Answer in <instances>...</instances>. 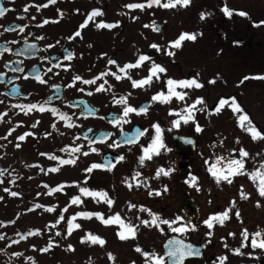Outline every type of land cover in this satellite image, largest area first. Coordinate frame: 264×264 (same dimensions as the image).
I'll return each instance as SVG.
<instances>
[{
    "label": "flooded vegetation",
    "instance_id": "flooded-vegetation-1",
    "mask_svg": "<svg viewBox=\"0 0 264 264\" xmlns=\"http://www.w3.org/2000/svg\"><path fill=\"white\" fill-rule=\"evenodd\" d=\"M162 2H168V0ZM46 3L47 0H0V5L10 9L3 17H0V47L4 45L5 41H17L16 44H8V47L13 49L12 52H4L0 55V73L4 74L3 78L0 79V113L7 112L6 116L0 117V171H3V175H0V197H2L0 199V222H3L0 225V235L4 237V239H0V264H51L50 260L56 257L53 256V258L52 253L47 256L46 252L38 251V249L45 248L44 242H26L25 239H21L23 235L20 233H26L29 228L24 230L22 224L16 225L15 223L12 226L10 225V219L14 216L20 217L31 214L33 212L31 207L36 205H32L30 202L42 200L43 197L40 195L54 196L53 200L69 201L72 196H76L75 191L80 187L93 190L94 169L90 173L85 172L84 169L79 172V152H73L72 149L79 147L81 142L87 150L90 147L102 146L101 152L115 151L124 156V151L136 147L109 148L107 144L116 141L121 129L131 128L134 124H139L148 129L142 137L145 138L151 130L149 126L158 121L164 122L167 119L166 116L173 103L183 104L187 100V96L182 101L173 97L167 103L152 101L151 98L157 92L167 93L166 81L169 78L175 80L191 79L192 72L197 70L195 67L189 69L187 67L191 54L203 56L206 54L208 46L207 35L203 32L189 33L194 34L195 39L186 38L181 41L180 47L170 46L169 42L176 40L181 33L171 32L168 35L154 30L155 24L158 22L159 5L153 4L152 7L145 6L143 9L125 7L130 3H145L144 0L130 2L126 0H55V3L42 7L37 11L36 5ZM26 5L28 6L27 12L24 11ZM177 6L186 8L185 6ZM215 6H221V4L218 3ZM93 9H99L103 15L93 17L85 27L81 28L80 25L85 22L88 14ZM18 17H22V19ZM45 20L48 23H43ZM101 20L106 23L115 24L116 21H119V23L112 28H97L96 24ZM133 20L138 23V27L135 28L138 32L127 33L126 26ZM9 25H28V27L25 28L23 33L5 32L4 27ZM213 28L223 30L222 27L215 24ZM247 29L249 30V27ZM77 31L80 32L78 37L74 36ZM228 35V33L219 34V46L224 45L222 38L225 37V44L230 48ZM70 36L73 37L71 40L68 39ZM25 37H27V44H34L35 48L25 47ZM36 37H42V39H36ZM241 40V38H234V43L239 44ZM152 44L159 45L161 51L151 48L150 45ZM48 45L52 47H47ZM169 51L173 55H167L166 53ZM130 52L133 58L123 60L122 55ZM68 53L72 54L71 60L64 59ZM142 54L149 56L151 59L145 61L138 68H128L139 72L134 80L146 77L152 62L160 64L166 69L164 73L158 74L159 79L153 77L150 84L136 87L139 92H134L136 88H131V102L128 104L139 107L143 102H148L146 111L140 114L130 113L128 119L131 123L122 124L119 128L101 118L79 117V110L70 106V103L79 98H88L92 104L99 107L98 113L100 114L115 112L121 115L123 106L114 104L113 97L126 96V93L122 90L124 87L117 83L115 77L113 78L111 75L104 76L97 81L96 85H85L77 81L74 87H67L72 82V78L75 75H80L84 79H93L99 76L100 73L109 70L122 75L117 65L122 67L124 64L135 63L139 55ZM42 57H47V59H41ZM9 60L13 63L6 68L5 62ZM108 60H114L116 64L110 65ZM12 67H22L25 73L28 74V78H24L25 73L11 71ZM48 69H52V71L49 72ZM128 69H125V74ZM197 73L200 76V73ZM37 75L46 80L47 83L38 82L35 79ZM99 84H104L106 90L96 92L95 88ZM52 85H58L59 87L54 88ZM13 88L16 90L13 91ZM81 88L84 89L83 92L78 90ZM176 90L189 94L190 88H177ZM88 92H92V95H88ZM50 97L51 99H49ZM29 103L43 105L46 111L39 112L35 110L25 114L20 108L13 107L14 105H27ZM51 108L57 109L58 113L66 115L69 119L65 121L60 119L59 115H53L50 111ZM69 123L73 126L68 127ZM34 124L35 127H33ZM53 124H55V127L52 126ZM86 128H92L93 131L108 130L111 135L103 144L90 145L88 140L78 136L79 130ZM10 129H13L11 134H9ZM155 132L154 129L153 133ZM25 133H29V135H26L24 140L17 139ZM213 142L215 143L196 147L193 155L194 161L182 170L175 171L182 174L181 176L160 177L157 178L155 183L158 190L169 188L170 185L174 188V183L179 190L176 193L159 194L161 208L155 216L160 219H174L179 215L185 217V222L182 221V223L187 224L189 217L185 213L189 210L183 207L182 203L187 197L194 200L196 221H199L200 225L195 230L187 232L191 235L190 237L185 236V238L204 244V256L201 260L189 261L186 264H219L218 257L224 256L221 254V249L224 247L222 240L223 224L214 223L213 228L210 230L212 236L208 237L205 234L209 229L202 221L210 214L229 209L233 202L238 207L235 196H238L242 191L235 177H230L232 183H228L223 179L217 183L215 178L208 172V167L216 163L217 157L222 158L217 164V168H223L229 159L239 157L238 150L233 151V147L230 149L229 145H225L222 139L213 140ZM17 144L19 147H17ZM61 149H65V151H61ZM41 153L45 155H41ZM172 154L173 163L171 168L173 169L174 165L180 160L177 159L173 148ZM50 156H56L59 159L52 160L49 158ZM60 160H75V163L62 165ZM205 161H208V163L205 164ZM91 164L88 162L85 169ZM54 167L58 168V171H50ZM111 172L126 179V160H122L112 171H108L107 175L109 176ZM189 173L198 177L199 191L185 182L189 179ZM161 182H163L162 185ZM59 185H63L62 190L50 191ZM18 186H20L19 193L22 194V204L19 208H16L13 201L14 196L5 192L4 189L8 188L10 191L15 192ZM125 188V185L121 186L120 197L125 195ZM73 190L74 193H71ZM165 199L181 201V206L172 208ZM25 202H27L26 206ZM37 211L46 212L47 210L40 208ZM54 212L58 214V211L55 210ZM252 212L261 215H254ZM240 215L245 221L253 222L251 226L247 227L248 231L255 232L259 228L264 229V208L242 210ZM236 221L238 222V218ZM191 223L194 224V222ZM153 226L154 228H161L163 234L174 233L168 225L159 224L157 227L153 224ZM12 241L19 242L12 243ZM235 248L238 247L235 246ZM240 250L243 254H235V264L239 262L254 264L263 262L262 264H264V256L261 253L264 249L246 246ZM13 253H19V255H13ZM228 262L226 260L224 264H228Z\"/></svg>",
    "mask_w": 264,
    "mask_h": 264
},
{
    "label": "snow or ice",
    "instance_id": "snow-or-ice-1",
    "mask_svg": "<svg viewBox=\"0 0 264 264\" xmlns=\"http://www.w3.org/2000/svg\"><path fill=\"white\" fill-rule=\"evenodd\" d=\"M55 3V0H47L46 4H40V5H36V9L37 11L40 10V8L42 7H47L49 4H53ZM190 3V0H168V2L165 3H161V0H145V3H130L125 5L126 8H139V9H143L145 8V6L147 7H152L153 4L155 5H159L163 8H173L176 7L177 5L180 6H187ZM10 9L3 7L2 5H0V17H3ZM24 11L27 12L28 11V6L26 5L24 8ZM221 11L224 13L225 16H231L232 10L229 9V7L225 4L224 6H222ZM103 13L99 10V9H93L89 14H88V18L85 20V22L83 24L80 25L81 28L85 27V25H87L88 21L93 19V17L96 16H102ZM209 15V13L206 12H202L200 14V18L204 19L205 16ZM239 15L241 16H246L247 13L241 11L239 12ZM19 19H22V17H18ZM33 19H35L33 17ZM133 19H135V17H133ZM43 23H48L47 20L43 21ZM119 21H116L115 24L113 23H106L105 21L101 20L96 24L97 28H112L115 27L116 24H118ZM261 25H264V21H260L259 22ZM28 25H9L7 27H4V31L5 32H13L16 31L18 33H23L25 31V28H27ZM147 27V25H146ZM154 30L158 31L159 29L154 27ZM29 35H31V33H29ZM80 32L77 31L76 33H74V36H79ZM73 37L70 36L68 37V39H72ZM190 39V40H194L195 39V35L194 34H189V33H181L180 36L174 40V41H170L169 44L172 47H180L181 46V41L185 40V39ZM25 39V47H31V48H35V45H28L27 44V37L24 38ZM36 39H42V37H36ZM16 44L17 41L13 40V41H5L4 45L2 47H0V55H2L4 52H12L13 49L8 47V44ZM47 47H52L51 45H48ZM151 48L155 49L156 51H161V48L159 45L157 44H152L150 45ZM16 51H20V50H16ZM167 55H173L172 52H167ZM41 59H47V57H42ZM64 59L66 60H71L72 59V54L68 53L67 56L64 57ZM151 58L147 55H139V57L136 59L135 63H128V64H124L122 67H120L119 65H117L119 72L124 73L125 69L128 68H138L140 67L145 61H149ZM13 62L12 61H6L5 62V67H9ZM108 64L110 65H115L116 61L114 60H108ZM61 67H67L64 65H58ZM11 71L13 72H19V73H25V70L22 67H12ZM49 72L52 71V69H48ZM166 71V69L161 66L160 64H156L155 62H152L151 67L148 69V74L146 77L140 79V80H131L132 83V87L136 88V87H143L144 85L150 84L153 80V77L159 79V73H164ZM3 73H0V79L3 78ZM106 75H111L113 77H115L116 80H120L122 77L120 75H118L116 72H112L111 70L104 72V73H100L99 76L94 77L93 79H84L83 77H81L80 75H75L72 78V82H70L67 87H74L75 86V82L79 81L85 85H96L97 81L102 79L104 76ZM18 78V77H17ZM24 78L27 79L28 78V74L25 73L24 74ZM260 79H264V76L258 77ZM35 79L40 82V83H47L46 80L42 79L39 75H37L35 77ZM128 79H131V77H128ZM249 79V77H244V80ZM215 81H210V83H214ZM105 83H107V81H105ZM166 85H167V93L161 91V92H157L152 96V101H159L162 103H167L170 102L171 99L173 97H175L178 100H184L185 97L187 96V92H183V91H177V88L180 89H187V88H200L202 87V85L197 81L196 78H191V79H181V80H175L172 78H169L166 81ZM52 87L54 88H58V85H52ZM16 89L13 88V91H15ZM79 91L83 92L84 89H78ZM105 87L104 84H99L96 88L95 91L96 92H101V91H105ZM88 95H92V92H88ZM131 95V94H129ZM51 99V97L49 98ZM233 104L235 103V100L233 99ZM113 103L114 104H119L122 105V114L120 115L119 118H115L113 120L110 121V123L113 124V126L115 127H121L122 124H130L131 121L128 119L129 114L130 113H136V114H140L145 112V107L141 106V107H133L130 104H128V98L126 96H120L119 98L113 97ZM229 103V100L226 98L221 97L219 99L218 104H216L215 106V111H220V109L225 106L226 104ZM197 104H204V100L202 97H197L196 100L187 106L188 110H189V114L187 116H181V119L184 120L185 123H187L188 121L193 119V116L191 115V111L195 109ZM13 107H18L20 108L21 111L25 112V114H27L28 112L31 111H35L38 110L39 112H45L46 109L43 105L37 104V103H29L27 105H14ZM50 111L52 112L53 115H59V118L62 120L67 121L69 119V117H67L64 114H60L57 112V109L55 108H51ZM89 113H91V109L87 110ZM234 112H240L242 111L241 109H239V106L237 105L236 107L233 108ZM170 114H172V110H170ZM7 112L4 113H0V117L2 116H6ZM238 120L240 122L241 127L245 128V131L251 133L252 135V139H264V133L260 132L259 130L256 129L255 125L252 124V121L249 119V117L244 114V115H239L238 116ZM247 122V127H245V123ZM173 125L174 126H179V121H173ZM53 127H55V124L52 125ZM68 127H72L73 125L71 123H69L67 125ZM33 127H35V124L33 125ZM152 128L155 129L156 131V136L152 139V141L147 145V146H142L141 147V152L142 154L138 157V163L140 165H144L146 158L147 159H151L152 156L151 154H158V149L161 147H164L162 143L159 142V133H160V128L159 125L157 124H153L151 126ZM13 131V129L9 130V134H11V132ZM89 131H92L91 129H89ZM137 131V135H143L144 132H147L148 129H144L143 132H140L139 130ZM196 131H201L199 125L196 126ZM121 135L124 134L123 129H121ZM29 135V133H25L19 137H17L18 140H24L25 136ZM111 133H101V137L102 138H107L108 136H110ZM135 142V137L129 138L125 141H123V143L126 144H132ZM92 141H89V144L91 145ZM237 143H239V141H237ZM17 147H19V145L17 144ZM107 147L109 148H118L120 147V143H117L116 141H112L109 142L107 144ZM90 152H97L99 151L98 148L95 147H90ZM61 151H65V149H61ZM73 152H79L80 148L77 146L75 148L72 149ZM233 151H237L236 149H233ZM239 152V158H232L229 159L227 161V163L224 165L223 168H217V164L221 161V157H217L216 158V163H214L213 165L208 167V172L215 178L216 182L219 183L221 179L226 180L228 183H232V180L230 179V177L232 176H236V175H248L249 179H253L255 180L256 176L259 175L261 173V170H264V161L261 162V168L260 169H256L253 172H248L247 169L245 168V158L249 156V153L247 151H245L244 148H239L238 149ZM89 153L88 152H84L83 155L87 156ZM41 155H45L44 153H41ZM52 160H57L59 159V157L56 156H50L49 157ZM118 160H124L125 157L123 155L119 156L117 158ZM70 163H75V160H60V164H70ZM208 161H205V164H207ZM109 164H111V162H109ZM104 167V165L102 164H98V163H92L89 167H87L84 171L85 172H92L93 169H98V168H102ZM109 170H111V166H109ZM50 171L52 172H56L58 171V168H52L50 169ZM172 171V169H168L167 171L163 168H158L156 171V175L159 176L161 174L163 175H168V173ZM0 175H3V171H0ZM140 173L136 172L134 174L135 176H139ZM87 179V178H86ZM197 180L198 177H196L195 175L189 173V179L186 180L185 182L190 186L195 188L197 191H199V187L197 185ZM125 183H127V181H124ZM140 182L137 181V184H139ZM47 187V185H45ZM129 187H131V185H129ZM63 185H59L57 186V188H53L50 191H58V190H62ZM5 192H8L11 196H18L19 193L14 192V191H10L8 188L4 189ZM80 192L86 196H92L94 198L98 197L100 200H103L105 203H107L109 206L112 205L113 201L111 199L108 198V195L106 192H104L103 190L100 191H93L90 190L89 188L86 187H82L80 188ZM257 192L258 195L260 197H264V179L260 180V183L257 185ZM152 192H149V195H152ZM157 195H159V193H156ZM39 195V193H38ZM241 195V199H247V194L244 193L243 191H241L240 193ZM0 199H2V197H0ZM99 202V200L97 201ZM70 203L72 204H79L81 203L80 197L79 196H72L71 197V201ZM259 201H257V206H259ZM36 207H41L40 205H36ZM130 208H135L136 205H129ZM141 210L143 211H149V214L152 216L151 219V224H155L157 227L159 226V224H165L169 226V229L174 232V233H185L189 230V228H191V230H195V225H193L191 223V221H189L187 224L182 223V221H184L185 217H181L179 215H177L174 219H160L158 216H155L153 214H151L150 210L144 209L143 206H140ZM47 211H53L52 207H49L46 209ZM66 211V209L64 210ZM228 212L229 209H225L222 212H218V213H213L208 215V217L206 219H204L202 221V223L209 229L208 232H206V236L210 237L212 236V232L210 231L213 228L214 223H220L223 224L225 220H227L228 217ZM76 216H81V217H85V218H90L92 216H96L97 218H100L103 220V222L105 224H110V223H119L124 227V231L118 232V235L120 237V239H126L129 236L134 237L136 234V225L132 224V223H128L125 224L123 220H121V217L119 215V213L115 214L114 216L109 217L108 219L104 220L102 215L100 213H93V212H78L75 214V216L70 217L67 219V231L69 234H71V232L73 231L74 228H78L80 227L79 224H74L73 220L75 219ZM236 216L237 218H239V212H236ZM65 217L63 216V214H61L60 218L56 220V223L59 224L60 220H63ZM142 224L148 225L150 222L148 220H141L140 221ZM11 223V222H10ZM3 222H0V225H2ZM39 230H35V233H38ZM33 231H29L27 233L28 236H31L33 234H35ZM17 235H19V233H17ZM57 235H59V233H57ZM230 235H232V233H230ZM241 236L243 238V241H249L251 243V247L252 248H260V249H264V233H261L259 230L253 232V233H249L247 229H244L241 232ZM24 236H21V239H24ZM87 239H89L92 243H98L100 245H103L105 243V241L97 236V235H92V234H88ZM0 239H4V237L2 235H0ZM85 238H82V240ZM243 241L241 242V245L239 248H234L231 251L234 254L237 255H242L243 253H241V248L246 247L247 245L245 243H243ZM19 241H12V243H18ZM33 247H35L33 245ZM52 247V242L49 241L48 246L46 248H42V249H38V251H48L49 248ZM167 251L164 253V255H156L155 253H149V252H143V256L146 257V261L145 264H166L165 261V256L168 257V264H183L184 260L186 257L189 256H193V255H200V252L196 251L194 249V246L191 244H187L185 243L183 240L180 239H170L167 244L165 245ZM225 247H227V245H225ZM68 248L71 249L72 246L68 245ZM137 252H142V249L137 247L136 248ZM13 255H19V253H13ZM249 255H251V253H249ZM108 258L111 260L113 259V256L111 253L108 254ZM30 259V258H29ZM227 260L226 256H220L218 257V261L219 264H224V261Z\"/></svg>",
    "mask_w": 264,
    "mask_h": 264
},
{
    "label": "rangeland",
    "instance_id": "rangeland-1",
    "mask_svg": "<svg viewBox=\"0 0 264 264\" xmlns=\"http://www.w3.org/2000/svg\"><path fill=\"white\" fill-rule=\"evenodd\" d=\"M126 1L130 2L133 0H126ZM163 11L164 10L162 9L159 10V20L166 19L168 24L166 25L165 29L162 30V33H166L170 35V33L174 31L175 32L185 31V27L184 28H181V27L183 26V24H185L184 23L185 18L187 19L186 22H188L189 10L188 11H185L184 9L174 10V12L170 14L167 13L166 11V15L163 13ZM187 25H189L191 28V30L188 28V31H193V28L197 29L199 24L196 23V25H193L191 23ZM170 26H172L173 28H170ZM137 27H138L137 21L133 20L130 24L126 26V32L127 33H137L138 30L135 29ZM206 28L208 30L207 32L208 35L214 34L215 32L214 30H212L213 32L209 30V25H207ZM226 33L228 34L230 33L231 35L232 33H236V31L234 29L229 28V31ZM222 34H224V32ZM253 34H254V31H253ZM237 35L238 33L234 34L233 36H237ZM258 37H260V39L263 38V36L254 35V38H255L253 39L254 42L256 40H259ZM225 43L226 41L224 42V45L222 46V48H217V49H215L214 46L212 45H208L207 46L208 49H206L205 55L203 56H198V54L191 55V59H193L194 61L196 58H199L205 61L204 63L206 65V68H205L206 78L214 79L215 81L213 84L214 90L211 91V89H209L212 92L211 94L215 95L226 89L228 90V88L231 91L237 92V94H239V99H240L239 109H241L242 111L234 112L233 108L236 107V105L226 104L218 112L216 111L215 113L210 114L206 110V112L201 114L200 119L202 120V123L203 122L205 123L204 125H206V128L209 129L211 126V129L207 130V132L209 131H212V132H209L202 137L201 142H199V146H204L206 144V140H210L211 136L215 132H219V133L225 132L226 135L228 136L234 135L235 133L234 130H236L237 124L239 125V121H238L239 115L246 114L249 117V119L252 121V124L255 125L256 129H259L260 132L264 133V131L262 130V128H264V84H263L264 82H263V79L260 80V79L255 78V79H251L248 81L241 80V77L244 74L246 75L247 71H249V73L253 75L255 71L264 69V52H262L264 50H261L260 48H255L254 64L246 65L247 62L243 60L244 58L239 57V56L236 57L235 55H232L231 52H229L230 50L229 51L226 50L227 46ZM238 48L241 49L243 48V46H238ZM217 50H222V51H217ZM125 58L132 59L133 57L131 55V52L123 54L122 59L125 60ZM174 58H177V57H174ZM237 62H240L239 65H243V66H238ZM193 65L199 66L201 71L204 72V67L200 66L199 61L192 62L191 66ZM187 67L188 69L190 68V66H187ZM250 70H252L253 72ZM222 72H224L225 75L220 76L218 79V76L221 75L220 73ZM138 74H139L138 71L134 69L132 70L128 69L126 74L120 75L122 79L117 80V83H119L120 85H122V87H124V89L122 88L121 89L125 91L126 94H128L129 92L131 93V88H132L131 80H134ZM128 77H131V79H128ZM237 80H239V82L242 85H240L239 87L235 86L232 88L231 86ZM191 89H194V87H192ZM137 90L138 88L134 89V92H139ZM116 91L118 90L116 89ZM204 91H205L204 89H201V91H199L200 93L199 95H201L202 98H204ZM192 96H197V92H193ZM192 102H194V100H191V103ZM176 104L177 103H173L170 110H172V112L175 109H179L180 111H182V108L184 106L181 105L182 107L181 108V107H178V105ZM196 109L197 108L195 107V109L193 110H196ZM229 115H235V119L230 120ZM166 118L167 119L165 121L169 120V123L165 122L162 128L165 133V130H167V127H168V133H166L167 134L166 143L169 145L170 144L169 136H168L169 132L173 130L182 131L184 128H186L187 125L181 119H174L173 115H171L170 118L169 116H166ZM173 121H179V126H174L173 128L170 125V122L172 123ZM244 123H245V127H247L248 126L247 122H244ZM242 128L243 130H245L244 127ZM153 131H154V128H153ZM244 134L251 135V133L247 131H244ZM160 138H163V137H160ZM145 143H148L147 140L146 142H143V143L141 142L136 147L130 148L125 151L127 161H129L132 165L136 166L137 170L140 169L139 168L140 164H138V157L140 156V149H141L140 146L145 145ZM245 143L254 144L256 145L254 146L255 148H257V146L264 147V139L249 140L247 142L245 141ZM79 155H80V151H79ZM155 155L156 154H151V156H155ZM95 157L93 159H95ZM85 162L82 165H84ZM152 167L153 165L149 163L145 167L144 171L149 172L150 168ZM261 173L264 174V170H261ZM109 179H110L109 176H106V174L100 173L94 177V185L96 187H108L112 190H115L118 193L120 189L119 181L117 180V178L110 179V181H112L114 184L112 185L105 184L104 181H107ZM239 182L240 181H238V184ZM241 184H243L244 186H247V183L245 181H242ZM245 192H246V189L244 188V193ZM71 193H74V190L71 191ZM247 194H250L248 196H250L251 197L250 199H252L250 188L247 189ZM78 195L80 197L81 203L72 204L70 203L71 200L69 201V203L64 202L62 206L63 211L59 213L58 216L56 215V213L40 214L39 212H37V213H33L32 215L22 217V220L20 221L26 222L28 225H33L34 227H37V228H39L38 226L40 227L42 226V228H39V229L42 231L44 238H46V235H47L49 237V241L51 242L56 241L58 243V246H59L58 251L57 253L54 252V255L58 257H65L66 259H64V264H109V261L106 258V254L110 252L113 254L114 261H116V259L118 258V252H119V243H117L116 240H121L118 235V232H121V229L122 231H124V227L121 224L119 223L105 224L102 219L97 218L96 216H92L90 218L76 216L75 219L73 220V223L79 224L80 227L73 229L71 234H69L67 231V219L75 216V214L78 212H93V213H100L103 219L106 220L109 217L117 214L118 211L121 212L120 210H122V207L119 205L120 201L113 202L112 205L109 206L103 200H99V202H97L98 197L96 198L86 197L81 192H79ZM126 195H129V197L127 198V201L130 203L139 204V205H147V208L154 207L155 209V201H151L152 197H151V200H148L146 197V194L143 195L142 197H138V196H134L135 194H131V192H129ZM40 196L43 197L42 198L43 202H47V203H50L55 198L54 196H49V197H46L43 195H40ZM123 198H126V197L123 196ZM134 198H136L137 200H135ZM256 198L257 196L254 191V201L252 200V202L254 203V207L257 206ZM16 200H17L15 202L16 208H19L20 203L18 199ZM243 200L244 199H241V195L239 194L237 198V202L241 203ZM248 201H251V200H248ZM167 203L172 208H175L177 206L176 204L177 201H169ZM244 206L248 208L247 210H252L250 207L251 206L250 204H246ZM65 209L66 211H64ZM153 210H152V213H153ZM134 212H135V209L125 214L119 213V215L121 217V220H123L125 224H128V223L134 224L137 221V217L133 215ZM61 214H63L65 218L63 220H60V223L57 224L56 220L60 218ZM252 214L261 215L256 212H252ZM141 216H140V219H141ZM44 223L46 224L50 223L53 227L51 228L43 227ZM234 229H236V227H234ZM81 230L87 231L91 233L92 235H97L101 237L105 241V243L103 245H100L98 243H92L89 239H87L86 237H83ZM144 232H145V228L139 231L137 240H141L144 237ZM57 233H59V235H57ZM63 235H65V237H63ZM82 238H85V239L82 240ZM133 238L135 239V236L134 237L129 236L128 238L125 239V243L122 244L123 246L121 247V250H123L126 255L127 253L131 252V247L133 246V244H135ZM157 243L159 246L160 245L159 242ZM68 245H71L72 248L69 249L67 247L66 249H64L61 247V246H68ZM89 248H93V249H89ZM52 249L50 251L53 253L54 249L53 250ZM131 259L132 258L127 255L126 260H131ZM51 261L53 264H56L55 259H52ZM112 264H122V263H119V261H117L116 263L113 262Z\"/></svg>",
    "mask_w": 264,
    "mask_h": 264
},
{
    "label": "water",
    "instance_id": "water-1",
    "mask_svg": "<svg viewBox=\"0 0 264 264\" xmlns=\"http://www.w3.org/2000/svg\"><path fill=\"white\" fill-rule=\"evenodd\" d=\"M133 133H134V131H129V132L124 133L121 137H124V138L126 137V139H129V138H132L133 135H135V133L134 134ZM95 136L99 137V136H101V133H95ZM172 140L175 142V145L179 148V153H181V154L184 153L183 155H186V156H188L190 153H192L193 148H194V139L192 137H190V136H181V135L175 134V135L172 136ZM107 158H110V154H106L104 156V158H103L104 165H105V160ZM116 160H117V156L116 155H111L110 161H116ZM107 166H109V165H107ZM171 239H175V238H171ZM187 244H189V243H187ZM165 245H164V253L167 251ZM189 257H192V256H189ZM189 257H186L185 260L187 258H189Z\"/></svg>",
    "mask_w": 264,
    "mask_h": 264
},
{
    "label": "trees",
    "instance_id": "trees-1",
    "mask_svg": "<svg viewBox=\"0 0 264 264\" xmlns=\"http://www.w3.org/2000/svg\"><path fill=\"white\" fill-rule=\"evenodd\" d=\"M248 1L249 4L248 6L244 3V10L248 11L249 14L253 15L254 18H259L261 21H264V0H254V2L251 3L250 0H245ZM264 39V33H262ZM261 41V40H260ZM264 75V69L262 71H259ZM264 84V83H263ZM264 131V128H262Z\"/></svg>",
    "mask_w": 264,
    "mask_h": 264
}]
</instances>
